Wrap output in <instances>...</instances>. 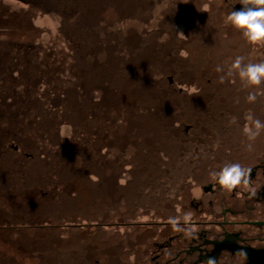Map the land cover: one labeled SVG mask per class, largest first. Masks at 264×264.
Listing matches in <instances>:
<instances>
[{"label":"rangeland","instance_id":"rangeland-1","mask_svg":"<svg viewBox=\"0 0 264 264\" xmlns=\"http://www.w3.org/2000/svg\"><path fill=\"white\" fill-rule=\"evenodd\" d=\"M237 56L262 62L264 46L221 1L0 0V264L126 260L138 237L117 210L172 199L215 134L264 121V85L248 103L238 77L220 81Z\"/></svg>","mask_w":264,"mask_h":264},{"label":"flooded vegetation","instance_id":"flooded-vegetation-1","mask_svg":"<svg viewBox=\"0 0 264 264\" xmlns=\"http://www.w3.org/2000/svg\"><path fill=\"white\" fill-rule=\"evenodd\" d=\"M39 1L43 5V0ZM59 1L52 0L57 4ZM216 1H221L228 15L232 10L242 9L239 0ZM226 81L230 84L229 79ZM261 94L259 90V98ZM248 109L252 108L248 106ZM236 122L241 139L227 145L225 140L220 141L219 135L215 134L211 164L191 169L197 176L188 182L175 184L172 199L170 189L165 187L159 192L157 200L130 204L125 212L121 207L116 209V219L121 222L115 223L113 227L134 231L138 237L136 248H140L136 252V248L125 251L126 260L123 261L120 256L116 262L206 264L211 258L215 259L216 264H264V131L254 141L252 150H248L246 145L249 141L243 129L250 122L244 118H237ZM226 163H240L249 169V183L231 192L222 190L210 173L219 171ZM106 168L110 169L103 165L101 170ZM116 170L115 174L122 175ZM134 174H139L135 168L128 177L132 178ZM144 204L148 206L147 215L134 213L139 210L144 212ZM188 212L192 213L190 236L175 231L168 223L169 217H178L184 226L183 216ZM144 218L146 221L134 222ZM102 224L108 227L112 225ZM131 257L134 259L129 262L127 258Z\"/></svg>","mask_w":264,"mask_h":264},{"label":"clouds","instance_id":"clouds-1","mask_svg":"<svg viewBox=\"0 0 264 264\" xmlns=\"http://www.w3.org/2000/svg\"><path fill=\"white\" fill-rule=\"evenodd\" d=\"M239 4L242 5V9L232 10L227 16V22L239 31L249 44L264 46V0H239ZM216 71L224 73L220 77L221 82H224L226 78L238 77L242 86L245 89H250L247 102L254 103L257 100L256 89L264 85V61L253 63L246 61L244 56H237L226 72L220 66H217ZM245 119L250 122L243 129L249 141L246 147L248 150H252L254 141L264 131V121L255 118L250 111L246 114ZM249 171L240 163H226L219 171H214L210 175L222 190L231 192L238 186L249 183ZM191 217V212L184 214V226L181 225V219L178 217H169L168 223L175 231L184 232L186 236H190L192 234L189 223ZM206 264H216V261L210 258Z\"/></svg>","mask_w":264,"mask_h":264},{"label":"water","instance_id":"water-1","mask_svg":"<svg viewBox=\"0 0 264 264\" xmlns=\"http://www.w3.org/2000/svg\"><path fill=\"white\" fill-rule=\"evenodd\" d=\"M227 16H228V13H227Z\"/></svg>","mask_w":264,"mask_h":264}]
</instances>
